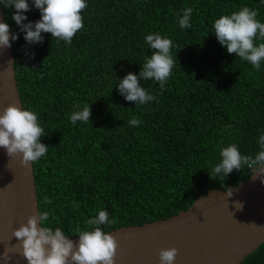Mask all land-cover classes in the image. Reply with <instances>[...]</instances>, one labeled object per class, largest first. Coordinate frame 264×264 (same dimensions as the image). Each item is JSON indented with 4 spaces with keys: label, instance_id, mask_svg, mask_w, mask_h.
<instances>
[{
    "label": "trees",
    "instance_id": "obj_1",
    "mask_svg": "<svg viewBox=\"0 0 264 264\" xmlns=\"http://www.w3.org/2000/svg\"><path fill=\"white\" fill-rule=\"evenodd\" d=\"M24 23L41 19L33 0ZM84 27L70 45L42 33L29 44L1 3L11 33L17 84L24 109L45 129V156L33 163L40 211L47 227L66 236L91 226L85 221L106 210L105 233L167 219L189 209L210 189L226 190L252 175L246 166L228 177L210 178L219 152L238 145L242 155L260 151L264 134V61L259 71L229 54L216 38L214 21L248 6L264 23V0H87ZM191 7V28L178 16ZM172 40L176 59L163 91L155 80L141 86L155 100L136 106L118 90L128 73L139 75L153 54L145 36ZM264 42L259 38L255 43ZM84 104L90 121L69 117ZM133 117L142 123L129 126ZM231 127H226V126ZM51 203H45V200ZM79 207H73V203ZM43 226V225H42ZM241 264H264V244Z\"/></svg>",
    "mask_w": 264,
    "mask_h": 264
},
{
    "label": "clouds",
    "instance_id": "obj_2",
    "mask_svg": "<svg viewBox=\"0 0 264 264\" xmlns=\"http://www.w3.org/2000/svg\"><path fill=\"white\" fill-rule=\"evenodd\" d=\"M5 8L15 7L13 19L25 34L24 39L29 44L42 43V33H51L52 39L57 43L64 41L70 45L78 31L83 29L82 12L88 7L87 0H33L36 9L41 13V19L24 23L31 11L28 0H0ZM191 7L182 10L178 16L181 29L191 28ZM258 11L248 6H242L239 11L229 15H222L213 23L214 33L219 43L227 49L229 54H236L239 59L251 63L257 71L264 61V42L257 44L256 39L264 41V23L257 19ZM19 39L17 33L10 35V26L0 22V47H11L12 41ZM148 48L154 50L147 56L139 75L128 73L117 85L121 95L136 106L146 105L155 100L142 86L141 80H155L159 83L161 91L172 74L176 59L172 56L173 42L159 33L145 36ZM77 110L69 117L75 125L78 121L89 122L91 107L88 104L76 105ZM142 123L133 117L127 121L129 126H139ZM226 127H231L226 126ZM45 136V129L41 127L38 115L31 110L21 109L17 105H10L0 112V147L6 149L10 157L21 156V163L28 165L35 163L45 156L48 146L41 142ZM260 151L253 155H242L238 145L230 144L222 147L219 163L211 167L210 178L216 176H229L234 170L247 167L256 175H264V134L258 137ZM254 176V178H255ZM227 195L232 196L231 188L226 189ZM45 203H51L45 200ZM240 208H243V204ZM73 207L79 205L73 203ZM48 211H40L39 215L30 216L26 224L15 229L13 236L22 248V255L28 264H115L118 243L114 235L105 233L102 225H110L114 221L109 219L106 210H99L92 218L85 221L90 229H82L79 225L73 230L79 237L78 243L73 242L65 235L60 227L55 229L47 227ZM43 225L42 227H38ZM178 255L176 248L161 250L159 259L161 264H174ZM7 260V253L4 255Z\"/></svg>",
    "mask_w": 264,
    "mask_h": 264
},
{
    "label": "water",
    "instance_id": "obj_3",
    "mask_svg": "<svg viewBox=\"0 0 264 264\" xmlns=\"http://www.w3.org/2000/svg\"><path fill=\"white\" fill-rule=\"evenodd\" d=\"M0 22L6 23L1 3ZM16 77L12 47H0V112L24 109ZM21 159L0 147V264H28L13 232L40 212L34 165ZM254 176L252 170L231 187V197L210 189L167 219L108 232L118 243L115 264H161L160 251L171 248L178 250L174 264H241L264 244V175ZM68 238L78 243L79 237Z\"/></svg>",
    "mask_w": 264,
    "mask_h": 264
}]
</instances>
